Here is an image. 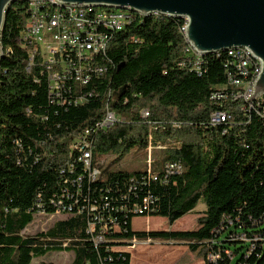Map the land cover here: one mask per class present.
Wrapping results in <instances>:
<instances>
[{
	"label": "trees",
	"instance_id": "1",
	"mask_svg": "<svg viewBox=\"0 0 264 264\" xmlns=\"http://www.w3.org/2000/svg\"><path fill=\"white\" fill-rule=\"evenodd\" d=\"M28 5L29 0L9 5L0 36V264H30L52 251H71L69 264H129L130 255L113 248L128 247L133 239L185 244L205 264H264V119L228 92L226 99L213 97L227 83L228 52L203 55L196 71L183 18L133 13L98 59L106 69L84 87L91 96L58 105L50 101L44 63L25 68L26 47L17 39L31 19ZM38 7L44 14V6ZM101 12L83 9L78 19ZM96 26L108 27L100 19ZM244 105L252 99L244 98ZM106 107L124 119L98 129ZM215 110L227 115L211 124ZM86 130L91 164L99 170L94 180L71 150ZM134 148L162 156L157 162L148 158L144 172L124 171L120 159ZM167 162L181 168H169L163 182ZM202 198L205 209L195 230L131 227L134 205L145 204L142 214L164 216L172 225ZM67 206L70 212L61 211ZM37 213L67 217L45 232L23 235ZM95 215L118 224L99 244L88 232Z\"/></svg>",
	"mask_w": 264,
	"mask_h": 264
},
{
	"label": "built area",
	"instance_id": "2",
	"mask_svg": "<svg viewBox=\"0 0 264 264\" xmlns=\"http://www.w3.org/2000/svg\"><path fill=\"white\" fill-rule=\"evenodd\" d=\"M64 4L57 0H34V5H28V12H31V19H28L23 31L20 33L17 41L23 47H26L28 59L26 70L31 71L32 63H44L47 67V82L49 89V98L52 103L58 105H71L84 103L92 92H86L84 87L89 82L98 78L104 71L105 66L99 58L106 54L108 44L113 38V34L122 31L131 22V16L112 15L111 12L106 16H91L88 14L87 20H78V12H59V5ZM36 6H44V14H35ZM96 19L108 20V27H97ZM75 21H84V28H75ZM183 32V28L181 27ZM57 38L63 42V49L53 51L48 47V39ZM186 51L194 55L193 68L198 71L203 54L195 52L190 45ZM227 71L228 80L224 86H221L220 93L213 94L215 98L226 99L229 93L232 100L242 102L240 106L249 111L256 110L259 117L264 119V95L252 98V105H244V98H249L253 83L260 71L256 67V58L250 53H246L245 47L232 48ZM231 87V90L227 89ZM142 115L148 116V110H143ZM116 113L106 107L103 117L95 124L98 129L108 128L118 121L123 120ZM224 110H215L210 115V123L218 124L226 118ZM91 131L86 130L79 134L71 144V150L78 154V160L83 163L84 170L88 173L89 179L94 180L99 174V170L91 164V140L89 135ZM169 166H181L174 162H167L163 165V182L170 176ZM156 179V176L153 177ZM58 205H62L58 202ZM146 205H134V215H144L142 212ZM71 207H63L61 211L70 212ZM90 210H96L92 206ZM79 211V210H78ZM60 212V211H59ZM118 224L114 218L108 216L107 220L95 215L89 218L88 232L94 234L93 242L99 244L103 241L105 234L110 230H117ZM133 239L130 245H134ZM129 246V245H128ZM127 248V247H126ZM113 250H119L113 248ZM227 254H229L226 251ZM209 260L216 261L217 255L209 254ZM111 264V263H104Z\"/></svg>",
	"mask_w": 264,
	"mask_h": 264
},
{
	"label": "water",
	"instance_id": "3",
	"mask_svg": "<svg viewBox=\"0 0 264 264\" xmlns=\"http://www.w3.org/2000/svg\"><path fill=\"white\" fill-rule=\"evenodd\" d=\"M0 0V36L9 5ZM64 4H93L131 8L143 15L159 14L186 19L184 37L200 54L245 47L260 62L249 99L264 95V0H57ZM0 44V57L2 56Z\"/></svg>",
	"mask_w": 264,
	"mask_h": 264
},
{
	"label": "rangeland",
	"instance_id": "4",
	"mask_svg": "<svg viewBox=\"0 0 264 264\" xmlns=\"http://www.w3.org/2000/svg\"><path fill=\"white\" fill-rule=\"evenodd\" d=\"M82 6V5H81ZM79 6V7H81ZM78 8V5L76 6ZM83 7V6H82ZM101 8V14L106 15V13L113 12L116 9H111L109 11L103 10L104 7ZM132 11L131 9H119V11ZM134 12V11H132ZM136 13V12H134ZM138 14V13H136ZM141 15V14H139ZM54 38L48 39V47H54L57 43ZM228 52V50H227ZM121 118H124L122 115H119ZM149 149V148H148ZM151 156L148 157V150L146 149H131L128 152H125L120 159V167L122 170L127 172H144L147 169V160L148 158L154 161H158L162 152L152 149ZM112 157H109L111 159ZM205 209L203 198L200 200L197 207L187 214L180 217L176 220L172 225H169L167 222V218L164 216H158L154 214L149 215H134L131 221V227L134 231H145V230H155V229H164V230H172V231H182V230H195L197 228L196 218L202 215V211ZM67 215L63 213H55V214H47V213H37L34 215L33 221L27 226V228L23 231V235H34L39 232L47 231L56 221L66 218ZM150 219V222H149ZM149 240L133 242L134 246H136L137 250L140 246L144 244H148ZM151 241V240H150ZM148 242V243H147ZM161 241H156L155 244H151V249L155 250L157 253H161L164 248L163 245L159 247ZM170 242V241H169ZM180 243H172V245H178ZM185 245V244H181ZM130 246V245H129ZM185 247V246H184ZM120 250L126 251L125 248H118ZM197 253V252H196ZM197 258L201 260L203 257L197 253ZM73 257V253L71 251H52L40 257H34L30 264H40L41 262L52 263V264H68L69 260ZM162 255H152V257L147 258L149 264H160L163 263ZM187 259V258H185ZM183 259V260H185ZM204 259V257H203ZM167 262V260L165 259ZM143 264L145 261L142 262ZM164 264V263H163Z\"/></svg>",
	"mask_w": 264,
	"mask_h": 264
},
{
	"label": "crops",
	"instance_id": "5",
	"mask_svg": "<svg viewBox=\"0 0 264 264\" xmlns=\"http://www.w3.org/2000/svg\"><path fill=\"white\" fill-rule=\"evenodd\" d=\"M149 222H150V219H149ZM155 230H162V229H155ZM148 242H147L148 244H144L140 246L138 250L136 249L137 247L134 245H130L127 248L124 247L126 249V252L130 255L129 264H143L142 263L143 261H145L144 264H149L147 261V258L152 257V255L159 256L162 254H163L162 260H164L163 262L164 264H205L203 257L201 258V260H199L196 256L197 253L191 252L186 245H184L185 246L184 247L181 244L172 245V242H169V241L160 242L157 244H159V247L163 245L164 248L162 249L161 253H157L155 252L154 249L152 250L150 247L151 244H155L156 241L149 240ZM60 252H63V251H60ZM72 258L69 260L68 264L70 263ZM165 259L167 260V262L165 261ZM163 263H160V264H163Z\"/></svg>",
	"mask_w": 264,
	"mask_h": 264
},
{
	"label": "bare ground",
	"instance_id": "6",
	"mask_svg": "<svg viewBox=\"0 0 264 264\" xmlns=\"http://www.w3.org/2000/svg\"><path fill=\"white\" fill-rule=\"evenodd\" d=\"M29 1L31 2L32 5H34V0H29ZM77 5L78 4H60L59 5V12H63L64 10L62 8H64V7H69L70 12H78V8L76 7ZM79 6H81L82 9L79 8L78 15H81L83 13V9H91L92 7H99V6H96V5H93V4H79ZM35 9H36L35 14H39L38 10L40 9V7L36 6ZM114 9H116V8H114ZM121 9H131V8H121ZM132 11H134V10H132ZM132 11H129V10L128 11L114 10L111 14L112 15H127V16H131V14H133L135 12V11L134 12H132ZM136 13L141 14L139 12H136ZM141 15H143V14H141ZM97 16H106V15L101 14V15H97ZM143 16H145V15H143ZM183 19L186 21L185 18H183ZM78 20H86V19L85 18H79ZM100 21L102 22V24H107L108 25V20L100 19ZM83 26H84V21H75V28H77V27L82 28ZM185 26H186V23H185V25L183 27V32L185 30ZM54 39L57 41L56 42L57 44L54 47H58V49H61L63 47V42L60 41L57 38H54ZM227 50H228V54L231 55L232 48L227 49ZM246 53H250V51L247 48H246ZM203 55H206V54H203ZM250 55H251V53H250ZM260 65H261L260 62L256 59V67H260ZM245 99H249V98H245ZM173 167L174 166H169V168H171V169H173Z\"/></svg>",
	"mask_w": 264,
	"mask_h": 264
}]
</instances>
